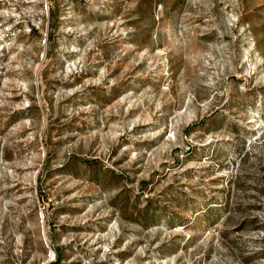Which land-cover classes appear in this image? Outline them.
<instances>
[{"label":"rangeland","instance_id":"obj_1","mask_svg":"<svg viewBox=\"0 0 264 264\" xmlns=\"http://www.w3.org/2000/svg\"><path fill=\"white\" fill-rule=\"evenodd\" d=\"M0 264H264V0H0Z\"/></svg>","mask_w":264,"mask_h":264}]
</instances>
